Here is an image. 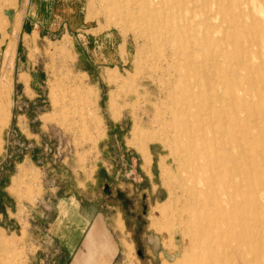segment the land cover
<instances>
[{"label":"rangeland","instance_id":"obj_1","mask_svg":"<svg viewBox=\"0 0 264 264\" xmlns=\"http://www.w3.org/2000/svg\"><path fill=\"white\" fill-rule=\"evenodd\" d=\"M41 1L44 19L34 0L14 7L9 47H0V264L55 254L72 232L66 204L111 219L123 252L115 264H184L171 123L184 113L206 119L208 103L228 102L221 87L232 88L247 145L264 151V0H168L149 24L138 0ZM10 2L0 0V44ZM211 260L220 264L204 250L191 263Z\"/></svg>","mask_w":264,"mask_h":264},{"label":"bare ground","instance_id":"obj_2","mask_svg":"<svg viewBox=\"0 0 264 264\" xmlns=\"http://www.w3.org/2000/svg\"><path fill=\"white\" fill-rule=\"evenodd\" d=\"M167 1H136L144 22L149 24L159 18V10L165 8ZM10 3L9 10L14 11V22L17 20L14 7L18 0H11ZM171 3L172 6L176 4L174 1ZM204 5L207 10V2ZM10 28L12 29V25L9 22L7 32L4 30V34L2 33L0 47L4 53L7 51L5 48L9 47L8 35L12 34H8ZM7 83L4 81L5 87L9 86ZM221 90L223 94L227 93L228 102L220 95L215 101L208 103L204 111L206 119H202L198 113H184L185 118L171 123L173 153L180 165L178 188L182 193V200L176 198L179 209L176 212L177 219L173 215L172 219L175 218L178 225L184 228V231H180L182 241L188 240L190 243V247L184 245L179 258L183 259L184 264H192L202 251L208 250L211 259H217L220 264L226 260H231L233 264H264V151L249 148L247 145L252 142L253 137L247 133L248 127L242 126L238 116L236 91L223 87ZM230 108L231 115L224 118ZM245 110L248 115L252 114L250 107ZM190 117L198 124L197 135L192 134L194 131L189 124ZM4 124L0 120V136ZM138 150L143 156L144 170L147 171L150 158L145 148L140 147ZM241 159L245 160L244 165L239 163ZM170 250L174 252L175 245ZM180 262L178 264H182ZM204 264H215V261Z\"/></svg>","mask_w":264,"mask_h":264},{"label":"crops","instance_id":"obj_3","mask_svg":"<svg viewBox=\"0 0 264 264\" xmlns=\"http://www.w3.org/2000/svg\"><path fill=\"white\" fill-rule=\"evenodd\" d=\"M41 5V0H34L36 13H38L40 19L41 17L44 19V14L41 12L42 9H40ZM63 9L62 7V10ZM62 10L59 9V11L51 13V22H53L52 27H55V20L59 19L60 15L58 14ZM63 11L66 10L64 9ZM68 11L71 14L74 8ZM42 24L47 28L51 27L46 25V22H43V20ZM65 206L72 208L70 210L73 213V222L70 225L72 232L67 231V238H64V241L60 242L58 251L55 252V254L36 252L31 258L30 264H115L116 259L123 252L122 249H120V243L115 239L111 219L97 213L91 217L82 215V206L80 204H66ZM90 206L93 207V205ZM146 209L147 204H142V213H145ZM8 211L9 209L6 208L5 213ZM92 211L96 210L93 209L90 212ZM118 216L120 219L122 218L121 214ZM36 232H40L41 235L43 234L37 227H34V233L36 234ZM59 238L60 237L57 236L55 237L57 240H59ZM41 241L42 238L34 242V244L40 247ZM159 244L163 247L161 241ZM137 255H141L140 251H137ZM166 258L168 259V257ZM166 258L163 260H166Z\"/></svg>","mask_w":264,"mask_h":264},{"label":"water","instance_id":"obj_4","mask_svg":"<svg viewBox=\"0 0 264 264\" xmlns=\"http://www.w3.org/2000/svg\"><path fill=\"white\" fill-rule=\"evenodd\" d=\"M20 2H21V0H18L19 4H20ZM4 15L8 18L10 25H12L13 18H14V11H12V10L6 11V12H4ZM11 32H12V29L10 28L8 30V34H11Z\"/></svg>","mask_w":264,"mask_h":264}]
</instances>
